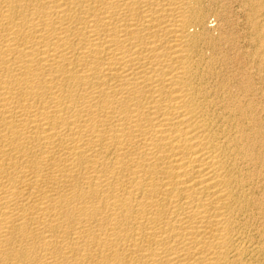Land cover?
Instances as JSON below:
<instances>
[{
    "label": "bare ground",
    "instance_id": "6f19581e",
    "mask_svg": "<svg viewBox=\"0 0 264 264\" xmlns=\"http://www.w3.org/2000/svg\"><path fill=\"white\" fill-rule=\"evenodd\" d=\"M257 2L0 0V264H264Z\"/></svg>",
    "mask_w": 264,
    "mask_h": 264
},
{
    "label": "rangeland",
    "instance_id": "374dc122",
    "mask_svg": "<svg viewBox=\"0 0 264 264\" xmlns=\"http://www.w3.org/2000/svg\"><path fill=\"white\" fill-rule=\"evenodd\" d=\"M257 1L259 2V4L257 2L258 10H257V12L255 14V17L258 19V21H261V20L264 19V12H262V11H264V9H262L264 7V5H263L264 4V0H257ZM236 6L239 8L238 5H235L234 7H235L236 11H238V13L242 12L240 15L237 13L238 14V20L240 19L238 22H239V24H241V21H242L243 26L242 25H240V26L244 28V26H245V22H244L245 21V16L242 15L244 13H243L242 9H238ZM239 10H241V11H239ZM262 22H264V20ZM260 50H261V52H260ZM262 65H264V49L260 48L259 49V56L256 59V67H257L256 70H264V67Z\"/></svg>",
    "mask_w": 264,
    "mask_h": 264
}]
</instances>
